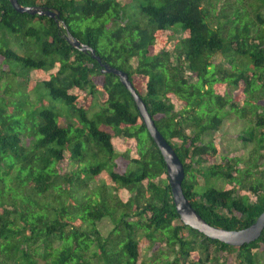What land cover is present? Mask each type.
<instances>
[{
	"label": "trees",
	"instance_id": "16d2710c",
	"mask_svg": "<svg viewBox=\"0 0 264 264\" xmlns=\"http://www.w3.org/2000/svg\"><path fill=\"white\" fill-rule=\"evenodd\" d=\"M18 1L60 16L0 0V264H259L264 231L232 246L181 220L130 91L65 25L128 73L183 163L195 210L239 230L264 211V0ZM231 114L249 124L247 159L204 139ZM146 245L158 249L150 263Z\"/></svg>",
	"mask_w": 264,
	"mask_h": 264
},
{
	"label": "water",
	"instance_id": "95a60500",
	"mask_svg": "<svg viewBox=\"0 0 264 264\" xmlns=\"http://www.w3.org/2000/svg\"><path fill=\"white\" fill-rule=\"evenodd\" d=\"M13 7L18 12H26L31 15H47L49 17L60 16L57 9L46 8L40 5H22L18 0H10ZM66 27V39L75 48L82 52L90 53L93 58L98 60L102 66V73H114L119 78L123 85L130 91L139 113L156 145L160 149L163 158L166 162L168 172V182L172 191L174 203L181 220L188 226L197 231L205 234L212 239H218L226 244L232 246H242L258 239L264 231V211L257 217V219L249 226L239 229H223L208 223L192 206L183 189V180L185 178V169L183 163L177 154L175 148L170 142L162 135L155 121L150 114L146 103L142 96L136 90L133 82L130 80L126 71H123L109 63H104L96 50L86 43H83Z\"/></svg>",
	"mask_w": 264,
	"mask_h": 264
},
{
	"label": "rangeland",
	"instance_id": "374dc122",
	"mask_svg": "<svg viewBox=\"0 0 264 264\" xmlns=\"http://www.w3.org/2000/svg\"><path fill=\"white\" fill-rule=\"evenodd\" d=\"M6 32L10 34V32L7 29ZM19 45H17L15 42H12L13 48L16 49L20 54H23L24 53L23 46H19ZM13 79L14 78H12V81ZM30 98L33 100H35L36 98L35 93L33 91L30 92ZM99 98L100 95H97L95 97L91 105V108L89 110L90 116L100 108ZM248 126L249 124L247 121L241 120L235 115L231 114L224 119L223 124L219 130L208 132L207 134L204 135V139L205 140L214 139L220 145V151L222 155L239 156L244 159H247L255 145L253 142L243 141L242 139L239 138V135H243V131ZM69 167L70 169L72 168V166ZM96 179H97L96 182L99 184L108 183L107 177L104 174ZM225 184L226 182L222 179H217V178L209 179V185H212L216 188H223ZM97 226L101 231V233L104 236H107L114 227V223L109 217H104L97 222ZM157 250L158 249H151L147 245L144 246L142 249L144 261H146V263L152 262L153 258L155 257L154 253H156ZM233 260H235V253L231 257V262ZM259 264H264V246H262L261 252L259 254Z\"/></svg>",
	"mask_w": 264,
	"mask_h": 264
}]
</instances>
